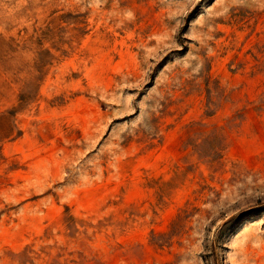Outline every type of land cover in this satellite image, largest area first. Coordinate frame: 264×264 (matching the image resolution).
<instances>
[{"label":"rangeland","instance_id":"obj_1","mask_svg":"<svg viewBox=\"0 0 264 264\" xmlns=\"http://www.w3.org/2000/svg\"><path fill=\"white\" fill-rule=\"evenodd\" d=\"M0 264H264V0H0Z\"/></svg>","mask_w":264,"mask_h":264}]
</instances>
